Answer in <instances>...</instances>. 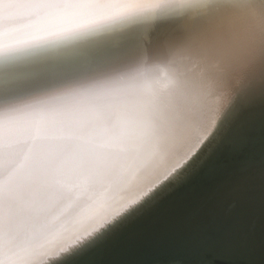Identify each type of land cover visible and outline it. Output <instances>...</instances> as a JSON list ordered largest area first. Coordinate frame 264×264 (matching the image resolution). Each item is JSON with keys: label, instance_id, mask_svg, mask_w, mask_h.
I'll return each instance as SVG.
<instances>
[{"label": "snow or ice", "instance_id": "1", "mask_svg": "<svg viewBox=\"0 0 264 264\" xmlns=\"http://www.w3.org/2000/svg\"><path fill=\"white\" fill-rule=\"evenodd\" d=\"M203 2L0 0V53ZM230 5L223 8L241 25L209 40L203 55L264 48V0ZM159 76L178 86L157 90ZM181 86L166 67L132 66L45 91L23 106L0 104V264H28L45 245L61 244V254L78 247L192 160L220 115L204 125V107L182 109L170 95Z\"/></svg>", "mask_w": 264, "mask_h": 264}, {"label": "bare ground", "instance_id": "2", "mask_svg": "<svg viewBox=\"0 0 264 264\" xmlns=\"http://www.w3.org/2000/svg\"><path fill=\"white\" fill-rule=\"evenodd\" d=\"M235 2L204 0L196 7L119 20L0 53V104L15 101L23 106L40 93L100 73L132 66L151 71L166 67L182 78L181 88L170 93L182 109L204 107V125L220 115L204 147L214 141L226 116L239 114L240 146L229 154V162H219L172 202L161 219L144 221L128 240L120 264L135 251L139 260L143 250L145 264H264V48L256 45L219 57L202 54L209 40L241 25L223 8ZM194 65H199L195 71ZM161 239L173 240L178 252L167 248L164 255L155 253ZM60 247L45 245L28 258V264H52L75 249L61 254Z\"/></svg>", "mask_w": 264, "mask_h": 264}, {"label": "water", "instance_id": "3", "mask_svg": "<svg viewBox=\"0 0 264 264\" xmlns=\"http://www.w3.org/2000/svg\"><path fill=\"white\" fill-rule=\"evenodd\" d=\"M261 111L264 113V105ZM231 112L232 110L230 113ZM229 115L228 117L226 116V119L222 122L214 141L206 147H203L201 151L183 167L184 169L180 170L181 173H179L175 179L169 180L164 185L161 184L145 201L143 200L136 206L130 208L128 213H125L113 223L106 225V227L95 236L81 243L78 247H75L70 254L59 258L56 257L61 254H48V258H56V262H52V264H120L124 257L128 240L136 233L134 231L143 224L144 221L152 218H156V221L158 218L161 219V216L165 214V210L172 202L174 203L182 198L193 184L208 176L209 172L213 170L219 162H223V160H225L223 163L229 162V154H232L234 150L240 146L239 136L242 132V128H237L236 124L239 114L236 113L231 117H229ZM262 118L263 117L260 119ZM254 127L257 128V123H255ZM228 140L229 142H227ZM208 146L209 148L207 149ZM206 152L207 155L205 159L199 162ZM226 160L228 161L226 162ZM195 165L197 166L194 167ZM189 168H193V170L188 173L189 175H185L183 179L174 183L178 176ZM168 184H171L170 188ZM157 196L160 197L156 200ZM152 199L156 200V202L150 204ZM173 242V240L161 239L160 246L156 249L157 251L155 249L153 250L155 253L159 252L160 256L167 253V248H173L174 250L171 252L177 253L178 248L174 246ZM110 253H114L115 256L112 257ZM137 253L138 251H135L134 255L130 256L123 264H145L146 262L143 259L145 255L142 254L144 250L141 252L139 260L136 258ZM44 261H47V259Z\"/></svg>", "mask_w": 264, "mask_h": 264}, {"label": "clouds", "instance_id": "4", "mask_svg": "<svg viewBox=\"0 0 264 264\" xmlns=\"http://www.w3.org/2000/svg\"><path fill=\"white\" fill-rule=\"evenodd\" d=\"M157 82L155 83V88L157 90L172 89L177 87V83L168 76L156 77Z\"/></svg>", "mask_w": 264, "mask_h": 264}]
</instances>
